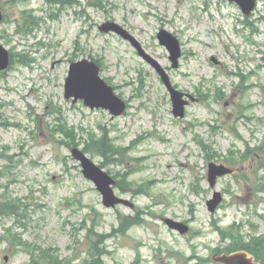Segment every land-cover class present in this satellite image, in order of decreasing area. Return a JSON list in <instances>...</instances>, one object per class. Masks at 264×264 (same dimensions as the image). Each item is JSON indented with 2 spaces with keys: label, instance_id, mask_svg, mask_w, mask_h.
Masks as SVG:
<instances>
[{
  "label": "rangeland",
  "instance_id": "rangeland-1",
  "mask_svg": "<svg viewBox=\"0 0 264 264\" xmlns=\"http://www.w3.org/2000/svg\"><path fill=\"white\" fill-rule=\"evenodd\" d=\"M0 10L11 59L0 71V264H83L93 244L103 264H217L210 256L227 251L231 232L264 235V0L249 16L229 0H0ZM106 21L196 98L183 117L136 46L99 29ZM161 29L180 43L176 68ZM81 58L96 61L123 114L65 98ZM103 138L113 153L98 152ZM72 147L134 207H105ZM209 162L232 169L213 188ZM215 190L223 199L210 212Z\"/></svg>",
  "mask_w": 264,
  "mask_h": 264
},
{
  "label": "water",
  "instance_id": "water-1",
  "mask_svg": "<svg viewBox=\"0 0 264 264\" xmlns=\"http://www.w3.org/2000/svg\"><path fill=\"white\" fill-rule=\"evenodd\" d=\"M230 1L236 2L242 12L246 15H250L256 6V0ZM2 18L3 14L0 10V21ZM99 29L103 32L113 31L123 38L131 41L136 46L138 53L155 67L161 77V80L167 88L172 102L173 115L175 117H183L186 105H188L190 101H195L196 98L189 93L177 90L172 85L166 70L161 67L154 58L145 53L138 41L118 23L106 21L99 26ZM157 36L159 42L169 51L171 66L173 68L178 67L179 58L181 56V47L178 39L165 29H161ZM9 64V52L2 44H0V70L6 69ZM64 96L66 99L72 98L71 100L73 103L78 100H82L83 103L91 109H106L113 116L121 115L126 109L125 101L118 97L114 93L113 88L99 75V66L96 62L87 58H82L70 63L68 73L65 78ZM70 153L72 158L79 162L83 176L90 180L101 194V201L105 207L114 208L119 204H123L130 208L134 207L132 202L115 194L113 189L115 184L114 178L99 165L95 164L83 150L78 147H72ZM231 172L232 169L224 164L209 162L207 178L209 185L214 187L217 177ZM222 199V194L219 191H214L212 198L207 200L208 210L210 212H214ZM165 222L171 229H176L182 234L188 231V226L182 222L170 218H165ZM210 259L218 264H261L259 261H256L255 256L247 250H236L220 254L214 253L210 256Z\"/></svg>",
  "mask_w": 264,
  "mask_h": 264
},
{
  "label": "trees",
  "instance_id": "trees-1",
  "mask_svg": "<svg viewBox=\"0 0 264 264\" xmlns=\"http://www.w3.org/2000/svg\"><path fill=\"white\" fill-rule=\"evenodd\" d=\"M59 130L61 132L65 133L67 136L73 135V131L69 130L68 128H65L63 125L60 126ZM92 141H94V138H91V141L87 142L86 145H88V143H90ZM100 142H102V146H100V148L98 149V152H100L102 154H104L106 151L113 153V151H111L113 149L112 148L113 146L109 143L107 146L104 138L101 140H98L96 142L95 146L100 145L101 144ZM85 149H87V151H88V146H86ZM105 155H106V153H105ZM1 207H2V205H1ZM1 211H2V208H1ZM10 213H13V210L10 209ZM125 223L130 224V220L126 221ZM131 224H134V222ZM124 228L126 230L127 227H124ZM229 236H231L232 245L227 249L228 252L238 250V249H245V250L251 252L252 254H254L256 259L261 261V263L264 261V235H262V236H254L253 235V236H249V238L246 239L242 235L232 234V232H231L229 234ZM90 249H91L90 250V259L83 261V264H103V262L101 260V252L98 250L99 246H95L93 244L90 247ZM40 259L48 260L45 256H43V257L40 256ZM56 263L60 264V262H56Z\"/></svg>",
  "mask_w": 264,
  "mask_h": 264
}]
</instances>
